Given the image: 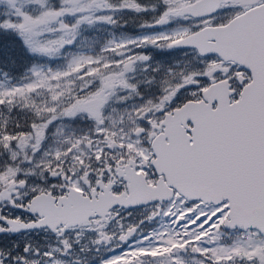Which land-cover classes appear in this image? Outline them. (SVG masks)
Returning a JSON list of instances; mask_svg holds the SVG:
<instances>
[{
  "label": "snow or ice",
  "instance_id": "1",
  "mask_svg": "<svg viewBox=\"0 0 264 264\" xmlns=\"http://www.w3.org/2000/svg\"><path fill=\"white\" fill-rule=\"evenodd\" d=\"M0 264H264V0H0Z\"/></svg>",
  "mask_w": 264,
  "mask_h": 264
}]
</instances>
